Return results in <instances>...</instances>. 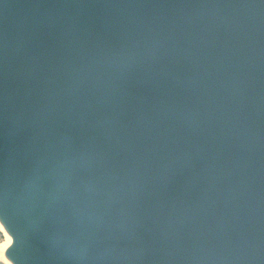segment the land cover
I'll return each instance as SVG.
<instances>
[{"label": "water", "instance_id": "water-1", "mask_svg": "<svg viewBox=\"0 0 264 264\" xmlns=\"http://www.w3.org/2000/svg\"><path fill=\"white\" fill-rule=\"evenodd\" d=\"M12 264H264V0H0Z\"/></svg>", "mask_w": 264, "mask_h": 264}, {"label": "bare ground", "instance_id": "bare-ground-1", "mask_svg": "<svg viewBox=\"0 0 264 264\" xmlns=\"http://www.w3.org/2000/svg\"><path fill=\"white\" fill-rule=\"evenodd\" d=\"M0 228L2 230H4L5 235H6V241L4 243H2V245H0V259L2 258L3 262H5L6 264H12L11 261L5 255V250L11 242V238H10L9 234L7 233V231L4 229L1 222H0Z\"/></svg>", "mask_w": 264, "mask_h": 264}, {"label": "rangeland", "instance_id": "rangeland-1", "mask_svg": "<svg viewBox=\"0 0 264 264\" xmlns=\"http://www.w3.org/2000/svg\"><path fill=\"white\" fill-rule=\"evenodd\" d=\"M5 241H6L5 232L0 228V243H1L0 245H2V243H4ZM0 264H6L5 262H3L2 258L0 259Z\"/></svg>", "mask_w": 264, "mask_h": 264}]
</instances>
